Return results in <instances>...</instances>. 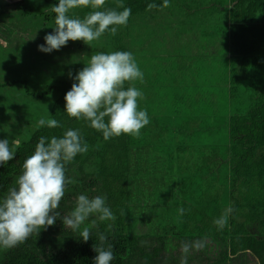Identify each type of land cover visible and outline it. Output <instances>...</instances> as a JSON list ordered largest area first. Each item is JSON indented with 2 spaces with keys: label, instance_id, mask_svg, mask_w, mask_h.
Wrapping results in <instances>:
<instances>
[{
  "label": "trees",
  "instance_id": "trees-1",
  "mask_svg": "<svg viewBox=\"0 0 264 264\" xmlns=\"http://www.w3.org/2000/svg\"><path fill=\"white\" fill-rule=\"evenodd\" d=\"M12 1L0 0V70L29 78L13 73L0 85L11 92L34 79L35 90L23 94L28 107L15 112L17 122L0 121V139L16 154L0 167V197L41 136L78 129L88 151L66 165L71 182L57 211L68 215L80 194L102 195L116 218L97 221L86 243L57 220L0 248V264H93L97 233L108 236L112 264H264V0H169L167 7L164 0H122L131 16L116 34L106 32L95 46L69 41L51 54L39 45L54 31L58 0ZM120 4L109 9L123 10ZM113 51L132 52L142 70L143 80L131 84L144 93L139 106L150 123L138 136L106 141L65 113V96L74 82L69 73ZM41 118L61 127H38ZM139 174L152 175L143 180L148 204L132 200ZM142 206L144 228L148 209L157 212L150 230L138 232L132 214ZM221 217L223 227L215 223Z\"/></svg>",
  "mask_w": 264,
  "mask_h": 264
},
{
  "label": "clouds",
  "instance_id": "clouds-1",
  "mask_svg": "<svg viewBox=\"0 0 264 264\" xmlns=\"http://www.w3.org/2000/svg\"><path fill=\"white\" fill-rule=\"evenodd\" d=\"M106 0H58L52 6L55 15L54 31L44 37L45 43L39 51L51 54L67 46L69 41H83L90 45L106 32L116 34L118 26L128 23L131 8L121 0L120 8L106 9ZM169 0H164V7ZM159 5L151 3L148 8ZM87 8L83 17L70 15L73 9ZM86 66L76 74L69 73L74 82L66 93L65 113L77 120H84L88 126L102 133L104 140L122 135L140 134L150 123L146 109L139 106L144 98L141 89L131 82L144 78L134 55L130 51L100 52L91 55ZM128 84L129 86H125ZM38 127H61L56 119L38 121ZM88 151V145L78 129H67L61 136H41L34 152L22 165L15 186L0 197V248L16 247L34 232L46 230L61 220L64 228L79 231L86 243L93 239V228L97 221H114L115 214L107 203V197H89L80 194L74 209L68 215L57 211L65 195V188L71 181L66 175V165ZM15 151L8 139H0V167L15 159ZM223 227L226 217L215 221ZM99 246L93 264H112L115 259L111 245L105 247L108 236L97 233ZM189 245L183 246L187 252Z\"/></svg>",
  "mask_w": 264,
  "mask_h": 264
},
{
  "label": "rangeland",
  "instance_id": "rangeland-1",
  "mask_svg": "<svg viewBox=\"0 0 264 264\" xmlns=\"http://www.w3.org/2000/svg\"><path fill=\"white\" fill-rule=\"evenodd\" d=\"M116 1L117 0H106L105 8L109 9V7H111V5H115ZM188 1L190 2L191 0H188ZM79 10L80 11H78L77 9H73L71 11L70 15H72L74 17L83 18V17H81L80 14L85 16L90 11V9H87V8H81ZM83 10L85 11L84 13H83ZM163 37H162V39H164ZM101 38H102V36L100 37V40H101ZM162 39L159 36L158 39L156 40V42H157L156 44L159 45L160 44L159 42ZM95 41H98V40H95ZM95 41L91 42V44L93 43L94 46H95L94 43H96ZM93 48H95V47H93ZM13 73L14 72L12 70H7V69H5V71L4 70H0V84L1 83H5V79H6L5 77H10L11 74H13ZM157 75H158V73H157ZM14 77L17 80H22L23 81V79H25V78L28 79L29 75L26 74L25 71H24L21 74L14 73ZM33 80L34 79L28 80L27 81V83H28L27 86H24V85L22 86V85H19V84L11 86V87H13V88H11V92H5L4 89L0 85V121L3 120L6 124L7 123H13V122H10V119L14 120L13 116L15 115V112L18 111V110H22V109L28 107L26 105L28 101H26L27 99L24 98L23 94H25L26 91L28 92V88H30L31 90L32 89L35 90V87L34 88L31 87L33 85ZM35 81H36V79H35ZM36 82H38V81H36ZM39 86L43 87L42 81L40 82ZM38 102L43 106L47 102V100L43 101V100L39 99ZM35 103H36V101H35ZM36 104H38V103H36ZM25 112H29V111L26 110ZM15 122H17V121H15ZM14 130H17V129L14 128ZM151 179H152V175H147V174H145V175L144 174L135 175L134 181H137V183H136L137 185L134 184V181L131 182V193L135 194V196L132 197V200L134 198L135 201H138V202H141V203L145 202L146 204L149 203L150 200L146 196V193H145L146 190L143 191L145 189V186L143 184V180H146L149 183V181H151ZM143 207L144 206H142L139 211L134 212L132 214L134 216V218L136 219V221H137L135 230L136 231L138 230V232H142V231H146V230L149 231L150 230L151 224H152V223H150V221L151 220H155L154 218H155L156 212H157V210L154 212V211H151L150 209H148L147 216L150 219L147 222V227L144 228L143 226H140V222L142 221L141 219L145 218V216H144L145 212H144ZM128 209H129V207H128ZM134 218L131 216L132 220H134ZM248 261L250 262L249 264L253 263L252 262V258H249Z\"/></svg>",
  "mask_w": 264,
  "mask_h": 264
},
{
  "label": "water",
  "instance_id": "water-1",
  "mask_svg": "<svg viewBox=\"0 0 264 264\" xmlns=\"http://www.w3.org/2000/svg\"><path fill=\"white\" fill-rule=\"evenodd\" d=\"M17 1H20V0H14V1H12V2H17Z\"/></svg>",
  "mask_w": 264,
  "mask_h": 264
}]
</instances>
